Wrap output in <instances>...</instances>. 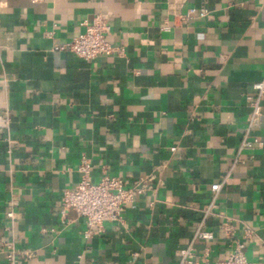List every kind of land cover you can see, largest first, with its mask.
Segmentation results:
<instances>
[{"label":"crops","instance_id":"crops-1","mask_svg":"<svg viewBox=\"0 0 264 264\" xmlns=\"http://www.w3.org/2000/svg\"><path fill=\"white\" fill-rule=\"evenodd\" d=\"M189 9L208 14L183 20ZM95 15L124 57L52 51ZM263 77L264 0H0V244L33 252L19 264H174L227 176L205 220L213 239L195 250L220 261L239 241L264 264V146L235 162ZM255 134L264 143V99ZM82 157L93 182L154 178L89 238L74 213L60 218Z\"/></svg>","mask_w":264,"mask_h":264},{"label":"built area","instance_id":"built-area-1","mask_svg":"<svg viewBox=\"0 0 264 264\" xmlns=\"http://www.w3.org/2000/svg\"><path fill=\"white\" fill-rule=\"evenodd\" d=\"M180 7L181 3H174L170 5V11L175 12ZM207 14L206 10L189 9L181 18L183 20L194 17L202 19ZM81 26L84 27L83 33L72 38L68 43L54 45L52 51L69 53L86 63H90L99 56L124 57L125 53L122 46H114L107 42L106 38L110 27L104 17L95 15L90 21L82 22ZM253 89L254 95L245 98L249 114L235 154L236 163H238L239 156L243 151L260 149L264 146V143L255 134L261 117V101L264 99V77L253 85ZM8 125L9 121L7 115H5L3 117V128L6 132H8ZM172 151L174 152L175 148ZM77 171L80 175L79 181L73 189L65 190L61 195L60 218L62 220L66 219L69 213H74L77 219H82L86 224L84 232L86 238L91 237L94 231L103 232L105 223L119 222L125 205L153 190L154 178L152 176L141 177L131 184H127L121 178L111 177L103 172L100 179L93 182L89 176L90 164L84 157L80 159ZM226 179L227 176L223 177L219 183L211 186L212 201L204 209L200 222L192 229L191 240L179 252L174 264H253L246 260L243 253L244 244L239 241L234 242L227 258L220 261H210L207 250L202 254H198L195 250L197 242L213 239L212 233L205 230V220L211 213L214 200ZM15 207L16 202L11 201L5 213L8 223L7 230L11 233L13 232L11 225L15 216ZM222 230L227 231L226 227H222ZM46 232H48L46 229L41 230V233ZM49 232H53V230ZM243 237L245 240H250L252 232L245 229ZM0 251L4 255L5 264H19L24 261L27 262L33 257L32 251L16 249L14 239L1 243Z\"/></svg>","mask_w":264,"mask_h":264}]
</instances>
